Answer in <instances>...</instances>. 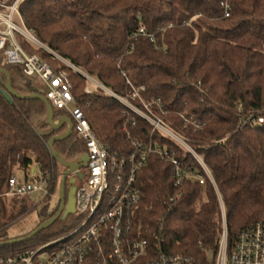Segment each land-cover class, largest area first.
Returning a JSON list of instances; mask_svg holds the SVG:
<instances>
[{"label":"trees","instance_id":"1","mask_svg":"<svg viewBox=\"0 0 264 264\" xmlns=\"http://www.w3.org/2000/svg\"><path fill=\"white\" fill-rule=\"evenodd\" d=\"M19 10L44 45L107 88L126 93L125 72L135 86L146 87L147 101L160 99L167 120L185 134L213 174L226 209L229 252L241 230L264 222V0H22ZM18 39L29 54L67 74L93 131L111 152L132 149L127 128L145 143L167 146L184 164L197 166L173 141L152 133L144 120L137 118L135 127L127 124L130 115L103 92L86 95L80 74ZM0 67L17 94L46 95L44 85L26 76L21 66H7L1 51ZM7 83V75L0 73V244L8 242L3 220L9 180L17 169L27 179L37 167L55 194L60 164L48 143L68 130L67 125L52 130L42 100L6 99ZM68 116L54 108L55 121ZM54 149L71 163H80L87 154L85 142L74 132ZM70 178L67 183L77 179ZM138 185L142 199L133 213V235L151 246L161 243L166 253L190 257L195 264H214L223 231L215 185L206 179L204 185L189 180L176 187L172 165L158 156L139 173ZM72 197L68 189L67 203ZM12 200L17 216L33 207L30 198ZM58 209L50 212L44 206L41 224ZM63 215L64 223L79 221L75 209ZM62 216L31 239L48 242L47 234ZM22 244L0 245V255Z\"/></svg>","mask_w":264,"mask_h":264},{"label":"built area","instance_id":"2","mask_svg":"<svg viewBox=\"0 0 264 264\" xmlns=\"http://www.w3.org/2000/svg\"><path fill=\"white\" fill-rule=\"evenodd\" d=\"M21 1L9 3L0 0V51L4 62L7 66L19 65L26 76L38 79L44 85L45 97L53 108L69 114L74 133L85 142L89 162L81 185L75 192L74 209L79 220L75 230L36 250L0 255V264H195L190 257L166 253L161 243L151 246L147 240L137 239L133 235V213L142 199L138 175L152 156H158L172 165L176 187L183 186L189 180L204 185L206 179L215 185L223 231L214 264H264V222L241 230L233 251L229 252L226 209L213 174L203 158L190 146L185 134L167 120V112L160 99L147 101L143 96L146 87L135 86L125 72L122 75L127 91L124 94L116 93L56 54L25 25L19 10ZM223 5L228 17V6ZM140 32L144 33L143 30ZM18 36L44 49L80 74L86 80V95L103 92L130 115L127 124L135 127L137 118L144 120L152 127V133L159 132L173 141L193 157L197 166L184 164L167 146L158 145L157 142L145 143L134 137L127 128L132 149L129 152H111L93 131L86 112L73 94V84L67 74L54 70L38 55L29 54ZM259 122L262 120L259 119ZM37 170V167H33L27 179L25 174L23 179L14 174L9 180L5 198H31L34 192L42 193L40 202L52 198L55 194H51L48 180L41 176L30 177ZM173 200L170 199V202Z\"/></svg>","mask_w":264,"mask_h":264},{"label":"rangeland","instance_id":"3","mask_svg":"<svg viewBox=\"0 0 264 264\" xmlns=\"http://www.w3.org/2000/svg\"><path fill=\"white\" fill-rule=\"evenodd\" d=\"M15 22L20 25L19 21L17 18H15ZM86 169V168H85ZM66 171V169L62 166L59 165L58 166V172L60 174L58 181H57V185H56V193L55 196L52 198H47L44 202H40L41 200V192H34L31 195V204L33 207H37L36 209H34L33 207H29V210L26 211V213L17 216L12 209V198L8 199L5 198V210H4V216L5 219L3 220V223L6 226V238H8V241L11 240H16V239H21V238H25L28 235H30L35 229H37L39 227V225H41V217L39 216V211L47 205L48 210L50 212L54 211L55 209L58 208L59 206V202H60V198H59V187H60V183L62 180V175L63 173ZM39 176V172H36L34 174H31V178H36ZM17 178L19 179H23L24 176L21 175L20 173L16 175ZM73 178V175L71 176L70 179ZM81 185V181H78L76 178H74V182L72 180H69V183L66 184V191H71L73 188H78ZM74 197L75 194H73V201H74ZM70 200V199H69ZM21 202V201H18ZM66 218V217H65ZM64 215L61 218V223L57 224L54 228V230H52L50 233H48L47 235H49L50 239L49 241H40V240H26L25 242H23L22 245H18L16 247H14L13 249H9L8 251H6L8 253V255L12 254V253H16L17 251L23 249V248H27V250H36L46 244H48L49 242L58 240L62 237H64L66 234H68L69 232H72L73 230H75L78 221H74L72 219H66V222L64 223L63 221L65 220ZM69 228L68 231H66ZM66 232V233H65ZM15 251V252H12Z\"/></svg>","mask_w":264,"mask_h":264},{"label":"water","instance_id":"4","mask_svg":"<svg viewBox=\"0 0 264 264\" xmlns=\"http://www.w3.org/2000/svg\"><path fill=\"white\" fill-rule=\"evenodd\" d=\"M0 73H4L8 77V83L6 85V91L3 92V95L6 99L11 100V96H18L21 98L42 100L48 108V113H49L48 124L52 128V130L53 131H60L65 125L68 126V130L66 133L53 137L52 139H50V141L48 143V149H49V152L52 155V157L54 159H56L59 162V164L62 165L66 169V171L62 175V180H61L60 187H59L60 205H59V209H58L57 213L48 222L41 224L37 229H35L27 237L21 238V239H16V240H11V241H8L6 243L0 244V245H6V244L21 243V242H24L25 240H28V239L35 237L40 232H42V231L50 228L51 226H53L60 219V217L63 215V213H65L66 211H73L74 210L75 201H73V199L70 198V200L67 203V200H66V183H67L68 178H70L72 175H75L79 181L83 180V178H84L83 170L88 166L89 158L87 155H85L81 158L80 163H71V162H66L61 156H59L58 153L56 152V150L54 149V144L56 142L66 140L73 135L74 124H73L72 119L69 117H66V118L61 119L60 121L56 122L54 120V108L49 103V101L47 100V98L45 96H41V95L22 96V95L17 94L15 92V90L12 88L11 78H10L9 74L7 73V71L4 68L0 67ZM75 192H76V188H73L72 194H75Z\"/></svg>","mask_w":264,"mask_h":264},{"label":"crops","instance_id":"5","mask_svg":"<svg viewBox=\"0 0 264 264\" xmlns=\"http://www.w3.org/2000/svg\"><path fill=\"white\" fill-rule=\"evenodd\" d=\"M61 119H64V118H61ZM61 119H60V120H61ZM60 120H58V121H60ZM58 121H56V122H58ZM67 127H68V126H67ZM33 172H34V170L32 171V173H33ZM36 172H38V170H37V171H35V173H36ZM19 173H20L21 175H23V176H24V172H23V171H21V170H18V169H17V170L15 171V175H17V174H19ZM54 196H55V195H54ZM54 196H53V197H54Z\"/></svg>","mask_w":264,"mask_h":264},{"label":"flooded vegetation","instance_id":"6","mask_svg":"<svg viewBox=\"0 0 264 264\" xmlns=\"http://www.w3.org/2000/svg\"><path fill=\"white\" fill-rule=\"evenodd\" d=\"M83 173L86 174V169L83 170Z\"/></svg>","mask_w":264,"mask_h":264}]
</instances>
